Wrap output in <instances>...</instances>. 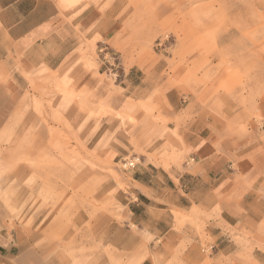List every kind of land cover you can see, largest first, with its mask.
Segmentation results:
<instances>
[{
    "label": "rangeland",
    "instance_id": "obj_1",
    "mask_svg": "<svg viewBox=\"0 0 264 264\" xmlns=\"http://www.w3.org/2000/svg\"><path fill=\"white\" fill-rule=\"evenodd\" d=\"M59 4L75 41L69 52L27 71L19 69L22 54L11 55V78L20 70L25 84L15 86L0 118V264H138L146 256L158 264L161 256L147 246L152 235L130 219L137 190L149 194L132 176L158 172L177 183L201 174L181 131L202 111L215 146L238 172L229 200L244 213L243 195L264 176V0ZM89 8L97 14L90 27L72 21ZM9 76L0 70V89ZM243 159L255 171L242 178ZM245 197L259 214L264 181ZM221 208L172 213L177 225L195 224L219 218ZM127 222L142 240L133 251L117 244ZM258 222L253 230L225 224L229 252L216 255L208 237L200 264H258L264 214ZM169 255L163 264H186L178 248Z\"/></svg>",
    "mask_w": 264,
    "mask_h": 264
},
{
    "label": "crops",
    "instance_id": "obj_2",
    "mask_svg": "<svg viewBox=\"0 0 264 264\" xmlns=\"http://www.w3.org/2000/svg\"><path fill=\"white\" fill-rule=\"evenodd\" d=\"M59 1L0 0V70L10 74L4 87L0 89V118L7 116L10 112L11 94L17 91L16 87L25 84L20 70H30L40 61H44L50 67L54 66L58 62L57 56L69 52L74 46L71 29L64 24L69 13H64ZM96 15L95 10L89 8L73 17L72 21L82 27H90ZM229 36H224L222 40H227ZM17 53L22 54L19 59L20 70L15 71L11 78V68L15 65L11 55L14 56ZM248 83L255 84V81ZM166 97L169 105L174 108L179 106V98L174 90H168ZM261 101L260 106L264 113V99ZM228 105L234 106L231 102H228ZM206 114L203 111L198 113L197 118L181 131L183 141L193 160L199 164L197 169L202 171L201 174L177 176V183L170 176H160L158 172H155L153 176H132V181L146 189L149 194L143 190H137L135 197L137 202L134 207L136 213L131 211L130 219L140 231L152 235V240L147 246L151 253L161 256L158 264L167 261L169 254L175 248L179 249V256L186 264L202 263L204 258L201 246L203 240L207 241L208 237L216 247V255L219 252L223 254L229 252L230 235L224 231L225 224L232 227L244 224L249 230H253L264 214V203L263 210L260 209L257 214L255 206L247 207L248 201L245 200V196L254 194L255 189L264 181V176L256 179L253 191L243 195L240 207L245 212L238 213L236 209L234 210L235 203L229 200L233 188L231 175L238 172L229 169L233 166V162L215 146L217 137L204 126ZM231 114L228 113V116ZM232 115L237 116L239 113ZM208 116L215 118L212 114ZM208 121L218 129V120L208 119ZM168 127L172 128L170 125ZM150 165L153 166V164ZM238 165V170L243 173L242 178L255 171L252 164L245 159L239 161ZM216 205L222 207L219 218L208 220L201 216L199 222L195 224L184 222L177 225L172 213L173 210L188 213L192 207L207 213ZM129 225L130 223L127 222L120 228L121 237L117 244L123 250L133 251L142 243V240ZM253 256L258 264H264V249L262 252L255 248ZM138 264H155V262L146 256Z\"/></svg>",
    "mask_w": 264,
    "mask_h": 264
},
{
    "label": "built area",
    "instance_id": "obj_3",
    "mask_svg": "<svg viewBox=\"0 0 264 264\" xmlns=\"http://www.w3.org/2000/svg\"><path fill=\"white\" fill-rule=\"evenodd\" d=\"M129 167L134 166L133 162H129Z\"/></svg>",
    "mask_w": 264,
    "mask_h": 264
}]
</instances>
